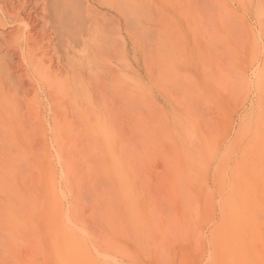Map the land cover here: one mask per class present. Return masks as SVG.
Instances as JSON below:
<instances>
[{"label":"bare ground","instance_id":"1","mask_svg":"<svg viewBox=\"0 0 264 264\" xmlns=\"http://www.w3.org/2000/svg\"><path fill=\"white\" fill-rule=\"evenodd\" d=\"M237 1L245 9L252 3ZM209 4L228 25L224 38L230 41L222 58L218 53L211 56L213 86L221 84L232 100L253 88L259 99L251 118L242 122L233 142L223 149L219 138L192 125L183 140H167L171 148H159L142 133L139 140L130 136L105 154L110 200L98 215L108 224L109 246L85 245L89 232L82 224L71 226L55 176L45 171V195L31 199L35 212L43 214L54 245L31 246L35 253L45 254V264H126L125 258L175 264L171 248L176 245L181 246L179 264H264V55L261 58L244 18L230 9L229 0ZM90 15L78 0H0V117L17 114L2 106L19 104L20 93L28 96L32 89L37 93L36 85L46 86L55 101L69 97L77 104L87 97L81 73L66 66L79 67L92 47L110 51L113 43L112 32L105 39L96 34L83 38ZM256 17L264 29V2ZM78 21L88 29L81 30ZM229 25H237L240 35ZM248 67L254 68L253 81L244 76ZM34 99L29 96L28 101ZM144 124L137 128L142 130ZM119 140L116 135L114 141ZM77 158L75 153L67 155L65 177L72 187H79L86 177ZM157 158L162 166L153 165ZM210 167L215 170L217 195L205 182ZM3 187L8 190L11 183L3 181ZM11 196L19 200L17 192ZM35 234L37 230L31 237Z\"/></svg>","mask_w":264,"mask_h":264},{"label":"rangeland","instance_id":"2","mask_svg":"<svg viewBox=\"0 0 264 264\" xmlns=\"http://www.w3.org/2000/svg\"><path fill=\"white\" fill-rule=\"evenodd\" d=\"M78 1L91 12L89 34L85 32L83 38L96 34L105 39L112 32V49L92 47L83 54L79 67L66 66L79 71L84 80L82 90L87 97L77 104L69 97L51 100L49 89L36 85L37 93L36 89L34 94L29 90L28 96L20 93L19 104L2 106L18 112L0 117V264H45V254L35 253L31 246H54L47 236L43 214L35 212V201L31 200H41L45 195V171L55 176L71 226L79 223L89 232L85 245L109 246L108 224L98 215L110 200L105 154L130 136L139 140L142 133L154 139V145L168 149L171 144L167 140H183L186 128L192 125L219 138L223 149L233 142L242 122L251 118L257 107L259 95L251 87L232 100L221 84L213 86L211 56L218 53L222 58L230 41L224 38L228 25L213 13L209 0ZM263 2L252 0L245 9L237 0H229L230 9L244 18L261 58L264 29L256 11ZM78 26L88 29L80 21ZM229 27L240 35L237 25ZM253 69L245 70L244 76L250 81ZM69 87L75 88L73 82ZM91 95L94 98L89 99ZM29 96L35 98L33 103ZM140 122L145 123L142 130L137 128ZM116 135L119 142L114 141ZM70 153L78 156L76 163L81 175L86 176L79 187L70 186L65 177ZM153 163L163 165L159 158ZM214 174L210 167L205 182L216 192ZM3 181L11 183L8 190ZM13 191L19 200L13 199ZM20 220L25 224H19ZM208 228L206 233L211 226ZM33 230H37L35 238L31 237ZM171 254L179 264L181 246H173ZM123 260L126 264L150 262Z\"/></svg>","mask_w":264,"mask_h":264}]
</instances>
